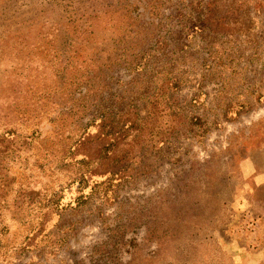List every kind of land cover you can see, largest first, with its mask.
<instances>
[{
    "label": "rangeland",
    "instance_id": "rangeland-1",
    "mask_svg": "<svg viewBox=\"0 0 264 264\" xmlns=\"http://www.w3.org/2000/svg\"><path fill=\"white\" fill-rule=\"evenodd\" d=\"M0 264H264V0H0Z\"/></svg>",
    "mask_w": 264,
    "mask_h": 264
}]
</instances>
